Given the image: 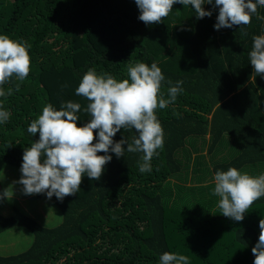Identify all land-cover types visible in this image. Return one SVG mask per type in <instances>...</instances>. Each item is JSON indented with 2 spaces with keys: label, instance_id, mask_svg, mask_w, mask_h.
<instances>
[{
  "label": "trees",
  "instance_id": "16d2710c",
  "mask_svg": "<svg viewBox=\"0 0 264 264\" xmlns=\"http://www.w3.org/2000/svg\"><path fill=\"white\" fill-rule=\"evenodd\" d=\"M202 7L212 15L198 19L191 5L176 3L161 23L145 25L134 0H0V34L31 45L28 76L2 86L13 92L0 97L10 114L0 123V161L21 166L39 139L27 128L47 103H79L77 126L91 119L90 102L75 91L90 68L122 80L129 66L154 62L164 99L183 81L175 102L156 110L164 144L151 171L139 170L142 152L127 151L136 130L121 129L113 140L126 141L124 155L110 151L99 180L85 173L62 201L37 194L56 206L55 223L46 212L0 213V232L24 226L32 235L24 250L0 254V264H160L165 252L189 264H253L264 197L237 222L222 215L213 191L217 170L264 174V77L249 57L253 37L264 35V6L248 26L220 30L218 9Z\"/></svg>",
  "mask_w": 264,
  "mask_h": 264
},
{
  "label": "clouds",
  "instance_id": "9594fccd",
  "mask_svg": "<svg viewBox=\"0 0 264 264\" xmlns=\"http://www.w3.org/2000/svg\"><path fill=\"white\" fill-rule=\"evenodd\" d=\"M140 15L138 19L145 25L159 24L172 11L174 4L191 5L196 17H210L212 12L205 10L204 4L218 9L215 30L232 28L234 25L248 26L257 6H264V0H134ZM242 36L247 32L242 31ZM26 41L11 39L0 34V97L12 95L2 87L13 78L24 81L31 70V57ZM252 69L264 77V35L253 37V47L249 53ZM127 79L117 80L109 73L97 74L90 68L83 75L76 95L85 97L88 103L85 109L91 119L83 126H77L81 110L79 103L67 102L60 110L47 103L42 114L32 120L27 132L39 139L25 148L22 156L18 183L23 186L25 195H53L58 200L74 195L82 183L84 174L91 180H99L104 166L111 161V151L117 158L124 155L126 141H114L113 137L121 129H135L137 136L127 144L129 153L142 152L140 172L151 171V160L164 144V132L157 118L156 110L166 108L175 102L183 91V81H177L167 91L169 99L161 92L165 77L156 63L150 66L138 62L127 69ZM172 84L171 81L168 82ZM19 91V84L15 87ZM9 112L0 106V123L9 119ZM95 135H94V131ZM94 139L96 140L93 143ZM104 153L98 155L97 153ZM42 160V162H41ZM213 195L220 197L218 207L224 217L240 222L251 205L264 197V174L252 176L242 173L234 167L226 171L217 170L214 176ZM258 241L252 247L253 264H264V218L259 220ZM160 264H189L188 257L165 252L160 256Z\"/></svg>",
  "mask_w": 264,
  "mask_h": 264
},
{
  "label": "rangeland",
  "instance_id": "374dc122",
  "mask_svg": "<svg viewBox=\"0 0 264 264\" xmlns=\"http://www.w3.org/2000/svg\"><path fill=\"white\" fill-rule=\"evenodd\" d=\"M20 168L21 166L0 161V213L7 215L18 207L30 216L38 218L46 212L55 223L59 216L54 204L37 194L25 195L23 193V186L18 183L22 175ZM31 240L32 235L28 228L24 226L7 228L0 232V254H11L24 250Z\"/></svg>",
  "mask_w": 264,
  "mask_h": 264
}]
</instances>
